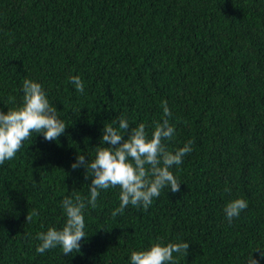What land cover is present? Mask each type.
<instances>
[{"label":"trees","instance_id":"16d2710c","mask_svg":"<svg viewBox=\"0 0 264 264\" xmlns=\"http://www.w3.org/2000/svg\"><path fill=\"white\" fill-rule=\"evenodd\" d=\"M25 79L67 126L0 165V264H130L133 250L178 241L189 249L175 264H264V0H0V110L22 104ZM165 101L168 150L193 141L171 169L180 191L113 217L119 188L101 190L79 253H37V234L66 221L64 197L89 196L76 155L91 159L120 117L150 136ZM237 197L248 206L228 223Z\"/></svg>","mask_w":264,"mask_h":264},{"label":"clouds","instance_id":"9594fccd","mask_svg":"<svg viewBox=\"0 0 264 264\" xmlns=\"http://www.w3.org/2000/svg\"><path fill=\"white\" fill-rule=\"evenodd\" d=\"M70 82L78 92H84V83L79 76H72ZM22 92L21 105L0 110V165L12 160L24 146V141L33 139V133H42L47 141H57L65 133L67 124L58 117L57 108L46 98L38 82L25 79ZM162 108L163 118L154 122L150 136L145 123L130 127L128 119L120 117L118 127L104 124L91 159L82 152L76 155L70 167L75 170L82 166L85 180L91 178L87 184L89 196L64 197L61 206L66 221L60 229L49 227L37 234V253L42 255L56 247H60L65 256L79 253L81 241L88 237L84 231V211L89 206H97L101 190L119 188V206L112 210L113 217L123 214L129 205L147 210L165 188L173 193L180 191L181 182L171 169L183 163L184 157L192 151L193 141L189 140L175 151L168 150L165 141L175 136V129L169 122L172 113L166 101L162 102ZM247 206L248 202L243 198L228 201L223 209L228 223ZM38 215L35 210L27 212L26 222ZM188 249V242H156L146 249L131 251L130 264H175L173 254L184 258ZM254 250L264 257V250ZM247 264H258V261L250 254Z\"/></svg>","mask_w":264,"mask_h":264}]
</instances>
